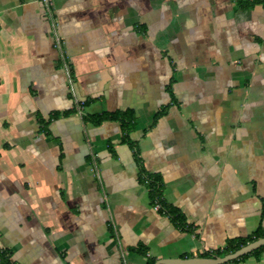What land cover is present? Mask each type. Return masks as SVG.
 <instances>
[{
	"label": "crops",
	"instance_id": "1",
	"mask_svg": "<svg viewBox=\"0 0 264 264\" xmlns=\"http://www.w3.org/2000/svg\"><path fill=\"white\" fill-rule=\"evenodd\" d=\"M260 1L0 0V248L12 262L155 263L264 230ZM126 111L128 132L90 120ZM147 179L183 228L154 209Z\"/></svg>",
	"mask_w": 264,
	"mask_h": 264
},
{
	"label": "trees",
	"instance_id": "2",
	"mask_svg": "<svg viewBox=\"0 0 264 264\" xmlns=\"http://www.w3.org/2000/svg\"><path fill=\"white\" fill-rule=\"evenodd\" d=\"M263 1V0H262ZM236 4H238L239 7L241 8H249L253 7L254 5L259 4L261 1L260 0H235ZM85 102H83V106H85ZM83 119H85V116H82ZM92 122L95 124H99L100 122L103 121H118L120 125L122 126L123 130L125 132H128L131 124L133 122V117L131 115V112L126 111V112H118L115 114L111 115H102L94 118H90ZM148 180V179H147ZM148 187L150 190V195L153 199V204H158L159 205V210H164L168 209L167 205L164 203L162 196H161V186L160 183L157 181V179H151L150 181L148 180ZM168 212L172 216L173 221L176 223V225L180 228H183L185 226L184 219L181 216L180 213H178L175 209H168ZM264 238V230L258 229L255 233L252 235H249L247 237L243 238H229L226 240L224 247L221 249H217L214 252L211 253H203L200 255V257H211V256H224L229 253H233L242 246L251 243L257 239ZM264 254V246L261 248L239 258L236 259L232 262H238L247 259L250 256L254 257H259L260 255ZM0 264H16L11 261L9 253L0 248ZM147 264H154L153 260H148Z\"/></svg>",
	"mask_w": 264,
	"mask_h": 264
},
{
	"label": "water",
	"instance_id": "3",
	"mask_svg": "<svg viewBox=\"0 0 264 264\" xmlns=\"http://www.w3.org/2000/svg\"><path fill=\"white\" fill-rule=\"evenodd\" d=\"M264 246V238L257 239L251 243H248L233 253L218 257H192L183 259H163L158 260L154 264H226L239 259L259 248Z\"/></svg>",
	"mask_w": 264,
	"mask_h": 264
},
{
	"label": "built area",
	"instance_id": "4",
	"mask_svg": "<svg viewBox=\"0 0 264 264\" xmlns=\"http://www.w3.org/2000/svg\"><path fill=\"white\" fill-rule=\"evenodd\" d=\"M42 1L46 5L47 10H49V5L51 3V0H42ZM57 45L59 47V41H57ZM75 108H76L77 114L80 115V116H82L83 115V109H84L83 102L77 103L76 106H75ZM159 208L160 207H159L158 204H155L154 205V209L155 210H158Z\"/></svg>",
	"mask_w": 264,
	"mask_h": 264
}]
</instances>
